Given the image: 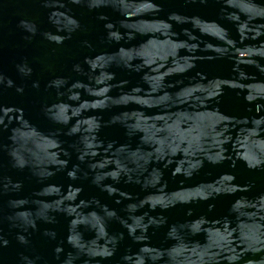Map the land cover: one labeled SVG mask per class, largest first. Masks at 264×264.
I'll return each mask as SVG.
<instances>
[{
	"label": "water",
	"instance_id": "water-1",
	"mask_svg": "<svg viewBox=\"0 0 264 264\" xmlns=\"http://www.w3.org/2000/svg\"><path fill=\"white\" fill-rule=\"evenodd\" d=\"M0 264H264V0H0Z\"/></svg>",
	"mask_w": 264,
	"mask_h": 264
}]
</instances>
